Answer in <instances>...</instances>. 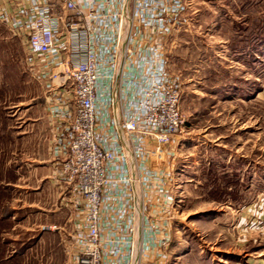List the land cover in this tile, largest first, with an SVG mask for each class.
Here are the masks:
<instances>
[{
  "label": "rangeland",
  "instance_id": "rangeland-1",
  "mask_svg": "<svg viewBox=\"0 0 264 264\" xmlns=\"http://www.w3.org/2000/svg\"><path fill=\"white\" fill-rule=\"evenodd\" d=\"M181 4L157 40L184 119L163 264H264V0ZM26 56L0 23V254L70 217L46 179L47 89Z\"/></svg>",
  "mask_w": 264,
  "mask_h": 264
},
{
  "label": "built area",
  "instance_id": "built-area-1",
  "mask_svg": "<svg viewBox=\"0 0 264 264\" xmlns=\"http://www.w3.org/2000/svg\"><path fill=\"white\" fill-rule=\"evenodd\" d=\"M181 12V0H0V23L24 42L25 65L44 81L51 121L60 125V135L54 129L51 139V180L60 204L80 219L69 264H104L100 211L111 203L112 171L125 155L96 137L102 118L98 95L121 59L132 54V41L142 54L141 68L120 122L122 133L150 143L145 158L151 171H166L173 159L168 148L184 128L180 88L166 71L157 40L170 33ZM170 174L165 173L168 179ZM118 213L120 220L123 212ZM129 245L133 257V238Z\"/></svg>",
  "mask_w": 264,
  "mask_h": 264
},
{
  "label": "crops",
  "instance_id": "crops-1",
  "mask_svg": "<svg viewBox=\"0 0 264 264\" xmlns=\"http://www.w3.org/2000/svg\"><path fill=\"white\" fill-rule=\"evenodd\" d=\"M129 47L132 49V54H127L124 62L123 58L121 59L107 89L105 84L98 95L102 118L99 119L95 130L96 137L117 154L125 155L119 161L117 169L112 171L115 183L112 188L111 203L104 204L100 211V246L104 264H163L169 231L166 214L171 205L169 187L172 180L166 175L167 172H171L172 175L174 154L170 146L168 152L172 151L173 159L171 162L167 160L166 171L153 172L147 166L145 158L150 143L143 145L142 141L145 138L141 135L129 139L122 133L120 122L125 115L128 98L132 94L135 82L133 79L141 68L138 62L142 56L135 42L129 43ZM47 101L48 99H45V104ZM48 105L45 106L49 120L47 126L51 133L50 148L53 131L55 129V135H60L59 130L57 131L60 125L58 122L56 125L52 123L51 114L54 111L50 107L47 108ZM145 142L147 143V140ZM49 157L46 179L51 188L57 192L59 189L54 188L51 180L54 167L51 154ZM57 199L58 208L70 212L67 229L58 233L49 230L39 234H32L35 232L31 230L22 240H15L17 250L9 252L10 254L1 252L0 264H69L72 261L80 219L75 211L60 204L58 192ZM118 211L123 212L120 220L117 219ZM132 218L135 223L134 233L131 235L128 229ZM131 238L136 243L133 257L129 255ZM246 264H250L249 259L246 260ZM256 264L261 263L258 261Z\"/></svg>",
  "mask_w": 264,
  "mask_h": 264
},
{
  "label": "bare ground",
  "instance_id": "bare-ground-1",
  "mask_svg": "<svg viewBox=\"0 0 264 264\" xmlns=\"http://www.w3.org/2000/svg\"><path fill=\"white\" fill-rule=\"evenodd\" d=\"M124 35H126V32H125V34Z\"/></svg>",
  "mask_w": 264,
  "mask_h": 264
}]
</instances>
